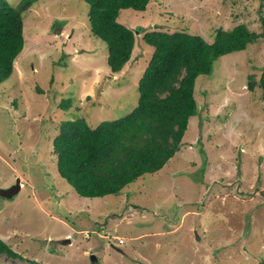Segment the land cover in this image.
<instances>
[{
	"label": "rangeland",
	"instance_id": "1",
	"mask_svg": "<svg viewBox=\"0 0 264 264\" xmlns=\"http://www.w3.org/2000/svg\"><path fill=\"white\" fill-rule=\"evenodd\" d=\"M88 10L82 0H37L22 14L24 51L0 82V189L17 179L21 187L0 197V238L43 264H264V101L260 88L247 89L248 75L257 81L264 71V37L196 80L198 110L179 150L118 195L80 197L50 154L60 122L84 117L96 127L135 108L152 54L144 32L186 31L208 42L237 24L259 32L264 0H150L143 12L121 10L134 48L114 74ZM107 231L124 244L102 237Z\"/></svg>",
	"mask_w": 264,
	"mask_h": 264
},
{
	"label": "trees",
	"instance_id": "2",
	"mask_svg": "<svg viewBox=\"0 0 264 264\" xmlns=\"http://www.w3.org/2000/svg\"><path fill=\"white\" fill-rule=\"evenodd\" d=\"M36 1L18 0L11 5L0 0V82L12 77L13 63L25 42L22 14ZM82 1L89 7L91 34L106 44L109 71H122L134 48V31L118 23L119 12H143L150 0ZM260 19L259 32L244 24L228 30L217 28L212 42L186 31L144 32L142 40L152 48V54L137 82V105L127 115L96 127L89 126L84 117L60 122L50 153L57 159L59 176L80 197L102 198L118 195L140 176L162 169L179 150L189 119L197 114L196 80L209 77L217 59L262 39L264 19ZM252 75H248L247 89L260 88L264 101V71L257 81ZM172 78L180 83L173 85ZM35 89L40 92L39 87ZM69 104L70 100H62L59 107ZM129 210L137 216L140 209ZM0 257L43 264L23 257L1 238Z\"/></svg>",
	"mask_w": 264,
	"mask_h": 264
},
{
	"label": "water",
	"instance_id": "3",
	"mask_svg": "<svg viewBox=\"0 0 264 264\" xmlns=\"http://www.w3.org/2000/svg\"><path fill=\"white\" fill-rule=\"evenodd\" d=\"M20 190L19 180L17 179L15 183L7 188L0 189V197L3 199H13Z\"/></svg>",
	"mask_w": 264,
	"mask_h": 264
},
{
	"label": "clouds",
	"instance_id": "4",
	"mask_svg": "<svg viewBox=\"0 0 264 264\" xmlns=\"http://www.w3.org/2000/svg\"><path fill=\"white\" fill-rule=\"evenodd\" d=\"M19 184H20V181H19ZM20 187H21V184H20ZM107 233H109L108 231L102 236V237H104V238H106V239H111V241L113 242V244L114 245H116V246H120V245H122V244H120V245H118L115 241H114V238H112V237H117V236H112L110 233L108 234L109 236H107ZM119 238V237H118ZM68 241V240H67Z\"/></svg>",
	"mask_w": 264,
	"mask_h": 264
},
{
	"label": "built area",
	"instance_id": "5",
	"mask_svg": "<svg viewBox=\"0 0 264 264\" xmlns=\"http://www.w3.org/2000/svg\"><path fill=\"white\" fill-rule=\"evenodd\" d=\"M108 234H109V233H107V236H109ZM112 238H114V241H115L118 245H120V244L123 243V240H122L121 238H118V237H112Z\"/></svg>",
	"mask_w": 264,
	"mask_h": 264
},
{
	"label": "crops",
	"instance_id": "6",
	"mask_svg": "<svg viewBox=\"0 0 264 264\" xmlns=\"http://www.w3.org/2000/svg\"><path fill=\"white\" fill-rule=\"evenodd\" d=\"M69 242V245L72 244V240L69 239V241H64V244L68 243ZM123 244H124V240H123Z\"/></svg>",
	"mask_w": 264,
	"mask_h": 264
},
{
	"label": "bare ground",
	"instance_id": "7",
	"mask_svg": "<svg viewBox=\"0 0 264 264\" xmlns=\"http://www.w3.org/2000/svg\"><path fill=\"white\" fill-rule=\"evenodd\" d=\"M177 76V75H176Z\"/></svg>",
	"mask_w": 264,
	"mask_h": 264
}]
</instances>
